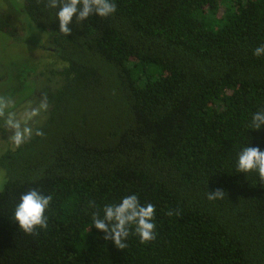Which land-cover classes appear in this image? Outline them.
Here are the masks:
<instances>
[{
  "label": "trees",
  "instance_id": "trees-1",
  "mask_svg": "<svg viewBox=\"0 0 264 264\" xmlns=\"http://www.w3.org/2000/svg\"><path fill=\"white\" fill-rule=\"evenodd\" d=\"M114 2L65 35L49 0H23L54 61L21 63L48 107L0 157V264H264V181L233 164L249 140L264 149L246 128L264 106V0ZM29 188L53 197L31 234L12 218ZM133 193L154 205L156 238L119 249L91 217Z\"/></svg>",
  "mask_w": 264,
  "mask_h": 264
},
{
  "label": "clouds",
  "instance_id": "clouds-1",
  "mask_svg": "<svg viewBox=\"0 0 264 264\" xmlns=\"http://www.w3.org/2000/svg\"><path fill=\"white\" fill-rule=\"evenodd\" d=\"M49 6L55 10V19L59 30L67 35L74 22H84L91 16L109 17L116 12L114 0H49ZM255 57H264V44H260L252 51ZM29 101L28 109L22 117L8 111L9 99L0 95V124L12 131L11 144L19 148L33 136L34 129L29 121L39 117L48 107L46 99H41L35 107ZM246 128L251 131L264 129V106L250 114ZM41 135L40 131L35 132ZM237 173H255L264 181V149L253 146L251 140L242 144L236 151L233 161ZM223 191L216 189L207 192L208 200L220 199ZM53 197L36 188H29L18 197L12 212V218L24 233L31 234L37 229L48 226L47 212ZM155 207L151 203L141 204L136 194L122 197L118 203L106 204L100 211L94 212L91 217V227L103 234L105 240H111L119 249L126 247L130 234L139 238L141 244H146L156 238V224L154 222ZM171 215V213H169Z\"/></svg>",
  "mask_w": 264,
  "mask_h": 264
},
{
  "label": "rangeland",
  "instance_id": "rangeland-1",
  "mask_svg": "<svg viewBox=\"0 0 264 264\" xmlns=\"http://www.w3.org/2000/svg\"><path fill=\"white\" fill-rule=\"evenodd\" d=\"M9 2H11L12 5H10ZM9 2H7V0H0V9L5 13H13L10 18L12 30H18L16 27H19V25L18 22H16L15 17L17 16L20 19L22 16L23 18V0H9ZM23 22L24 26L21 33H24V36H20L17 40H15V38L11 39L8 34L0 32V95H4L9 99L10 107L8 111L15 112L18 118L22 117L25 110L28 109L29 101L34 102L32 107H35L40 101L39 99H36V95L38 97V94H34L35 91L33 87L35 84L28 82L30 86L24 85L23 88V84L20 80L23 76L20 78L21 69H19V67H21L23 63L28 62V60L32 62L29 64H37L41 67L54 61L51 56L45 53L46 51L44 50L46 47L43 44L44 41L42 43L32 35L33 26L29 20L26 18V20L23 19ZM22 68H24V66ZM23 73L24 72H22V74ZM33 119H40V116ZM30 122H32V120L29 121V125L31 126ZM11 135L12 131L6 126L0 124V157L8 149L14 148L10 142ZM5 183L6 173L4 169L0 167V191L4 189Z\"/></svg>",
  "mask_w": 264,
  "mask_h": 264
},
{
  "label": "flooded vegetation",
  "instance_id": "flooded-vegetation-1",
  "mask_svg": "<svg viewBox=\"0 0 264 264\" xmlns=\"http://www.w3.org/2000/svg\"><path fill=\"white\" fill-rule=\"evenodd\" d=\"M7 2H9V0H7ZM9 3H10V5H12L11 2H9ZM0 14L6 20V22L9 24V29L11 30L10 33L4 32V31H1V30H0V32H2L4 34H8L11 39L15 38V40L20 38V36L21 37L24 36V33H21L23 31V26H24V22H23L22 16L20 17V19L17 16L15 17V20H16V22H18L19 27H16V29L18 28V30H14V29L12 30V23H11V19L10 18L13 15V13H5L3 10L0 9ZM19 69H20V67H19ZM6 70H8V69H6ZM4 77H2V78H4Z\"/></svg>",
  "mask_w": 264,
  "mask_h": 264
}]
</instances>
